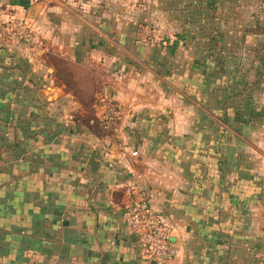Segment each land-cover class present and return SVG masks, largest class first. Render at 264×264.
I'll use <instances>...</instances> for the list:
<instances>
[{
    "label": "crops",
    "instance_id": "1",
    "mask_svg": "<svg viewBox=\"0 0 264 264\" xmlns=\"http://www.w3.org/2000/svg\"><path fill=\"white\" fill-rule=\"evenodd\" d=\"M173 1L0 0V25L24 17L36 32L21 44L0 38V264H151L125 224L132 187L148 190L173 227L179 253L169 264L264 257V136L254 138L259 151L237 132L223 135L222 126L208 132L205 118L222 115L224 61L210 53L221 38L188 19L191 26L166 46L152 39L143 23L159 11L173 14L162 7ZM50 57L84 66L90 78V66H99L107 81L97 95L120 107L121 120L105 129L74 118L82 107L77 77H58ZM258 69L246 78L249 129L264 128V66ZM174 98L187 133L182 166L164 177L144 162L159 156L146 148L172 141L155 127H174L162 119L180 110ZM98 103L100 113L106 103Z\"/></svg>",
    "mask_w": 264,
    "mask_h": 264
},
{
    "label": "rangeland",
    "instance_id": "2",
    "mask_svg": "<svg viewBox=\"0 0 264 264\" xmlns=\"http://www.w3.org/2000/svg\"><path fill=\"white\" fill-rule=\"evenodd\" d=\"M96 3L98 4L97 1ZM168 5L174 9L173 14H170ZM162 7L163 11L169 12V15L165 17L159 11L158 14H153L148 21H145L142 27L146 25L149 36L152 39L165 42V44L162 42L164 46L169 42L167 39L177 34L179 35L178 32L191 26V23L195 26H200V29L201 27L207 29L208 32H203L204 34L210 35L213 31H216L219 38H221L219 44L212 45L210 53L212 61H218L219 59L224 61L223 68H221L223 81H221V85H218L222 100V115L221 117L219 115L216 117L212 113L210 117L205 118L208 121V132L214 133L215 128H217L216 132H220L222 126L223 135L227 134L226 129L234 133L237 132L239 138L249 139L247 141L254 149L262 151V145H259V141L256 139L264 136V128H248L246 119L251 115L249 112L250 102L245 95L248 88L246 86V78L249 77V72L256 71L258 66V71L262 70L264 66V0H175L169 2V4L162 2ZM20 18L25 19L24 17ZM188 19L191 23H187ZM175 44L176 42H173L172 45ZM219 46L224 50L222 57H219L216 53ZM51 60L55 63L54 66L57 68L58 77L59 74L62 77H68L71 71L77 77L73 85L77 89V99L82 107H79V110L81 109L80 113L73 114L74 118L77 117L80 121L88 120L97 124L101 112L99 113V110L92 105V102L93 104H99L97 92L101 91L102 84L107 81L106 78H103L104 72L102 69L99 66L91 65L90 70L95 76L90 78L86 77L88 70L84 66H71L65 61L54 57ZM251 62L252 64L256 62V65L250 69L248 67ZM213 75L211 72L208 76L213 77ZM251 78L252 76H250ZM176 88L180 90V88ZM92 91H94L92 95L94 99L90 95ZM181 92L182 90H180V94ZM178 101L177 98H174L172 103H174L175 109L179 108L180 110L169 113L166 115V119L162 117L166 123L174 121V127L169 129L155 127V133L159 135V138L172 140L170 141L171 143L169 145H154V147L146 148V154L154 153L159 156L156 162L149 159L144 164L155 165L163 171L162 175L164 177H166V170H176L182 166L183 162V137L187 132L182 129V104L181 101ZM108 102L114 103L113 101H105L104 103L107 104ZM219 104L217 101V109H219ZM258 115L260 114L255 116ZM121 116L120 114L117 115L114 120L115 124L121 120ZM236 117L237 120H234ZM196 118L197 120H202L199 114H196ZM228 120L235 121L232 122V128L226 123ZM215 122L217 123L214 124ZM172 137L174 138L172 139ZM254 138L256 139L254 140ZM166 151L176 154L177 159L167 161L161 158L160 155H163V152ZM258 248H261V246ZM254 258H249V261L252 262ZM254 263L264 264V257H256Z\"/></svg>",
    "mask_w": 264,
    "mask_h": 264
},
{
    "label": "built area",
    "instance_id": "3",
    "mask_svg": "<svg viewBox=\"0 0 264 264\" xmlns=\"http://www.w3.org/2000/svg\"><path fill=\"white\" fill-rule=\"evenodd\" d=\"M0 38L11 45L32 41L36 32L28 21L20 17H10L0 25ZM101 102H105L99 97ZM119 106L108 102L100 113L99 121L103 128L115 126ZM132 156L138 152L132 150ZM125 224L143 244V256L151 264H169L179 253L178 242L173 227L166 221L161 212L156 210L151 193L140 187H132L124 205Z\"/></svg>",
    "mask_w": 264,
    "mask_h": 264
}]
</instances>
